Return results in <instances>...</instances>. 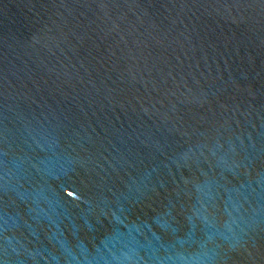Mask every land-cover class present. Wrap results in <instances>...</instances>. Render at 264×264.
I'll list each match as a JSON object with an SVG mask.
<instances>
[{
    "label": "water",
    "instance_id": "water-1",
    "mask_svg": "<svg viewBox=\"0 0 264 264\" xmlns=\"http://www.w3.org/2000/svg\"><path fill=\"white\" fill-rule=\"evenodd\" d=\"M0 264H264V0H0Z\"/></svg>",
    "mask_w": 264,
    "mask_h": 264
}]
</instances>
